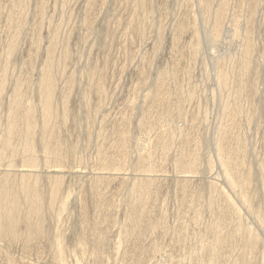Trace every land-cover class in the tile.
I'll return each mask as SVG.
<instances>
[{"label":"rangeland","instance_id":"rangeland-1","mask_svg":"<svg viewBox=\"0 0 264 264\" xmlns=\"http://www.w3.org/2000/svg\"><path fill=\"white\" fill-rule=\"evenodd\" d=\"M0 202V264H264V0H0Z\"/></svg>","mask_w":264,"mask_h":264},{"label":"bare ground","instance_id":"bare-ground-1","mask_svg":"<svg viewBox=\"0 0 264 264\" xmlns=\"http://www.w3.org/2000/svg\"><path fill=\"white\" fill-rule=\"evenodd\" d=\"M226 173V172H225ZM227 174V173H226ZM228 176V175H227ZM226 176V177H227ZM225 177V178H226ZM228 179V177H227ZM229 180V179H228ZM227 181V180H226ZM229 182V181H228ZM232 184V182H230ZM233 185V184H232ZM5 191H7L6 189H4ZM1 204V202H0ZM16 210V202L13 203V205L10 207L8 213H7V217L4 219V221L7 222V226H6V231L11 232L13 230V215L14 212Z\"/></svg>","mask_w":264,"mask_h":264}]
</instances>
